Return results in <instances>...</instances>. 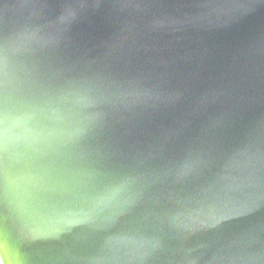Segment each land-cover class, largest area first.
Segmentation results:
<instances>
[{"label": "water", "instance_id": "95a60500", "mask_svg": "<svg viewBox=\"0 0 264 264\" xmlns=\"http://www.w3.org/2000/svg\"><path fill=\"white\" fill-rule=\"evenodd\" d=\"M0 237L264 264V0H0Z\"/></svg>", "mask_w": 264, "mask_h": 264}, {"label": "bare ground", "instance_id": "6f19581e", "mask_svg": "<svg viewBox=\"0 0 264 264\" xmlns=\"http://www.w3.org/2000/svg\"><path fill=\"white\" fill-rule=\"evenodd\" d=\"M0 264H15L10 258L9 252L1 237H0Z\"/></svg>", "mask_w": 264, "mask_h": 264}]
</instances>
